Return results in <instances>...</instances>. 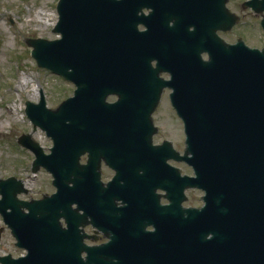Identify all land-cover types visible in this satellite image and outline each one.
Returning a JSON list of instances; mask_svg holds the SVG:
<instances>
[{"label":"flooded vegetation","instance_id":"flooded-vegetation-1","mask_svg":"<svg viewBox=\"0 0 264 264\" xmlns=\"http://www.w3.org/2000/svg\"><path fill=\"white\" fill-rule=\"evenodd\" d=\"M214 1L217 8L226 1L229 9L235 6L242 11L240 15L250 13L255 18L240 16V37L235 41L229 40L235 29L231 34L218 30L224 21L208 30L197 19V0H143L136 36L123 42L114 34L112 71L118 84L102 103L133 106L124 110L136 109L140 115L154 106L150 126L135 138L126 132L127 140L114 135L102 139L100 135L109 134L98 131L94 147L85 151L78 164L63 165L58 195L49 181L51 193L33 198L28 192L23 201L41 211L32 227L35 236L46 240L43 247L33 250L35 256L28 264H242L240 259H228V238L234 233L230 225L239 213L230 217L228 196L218 197L198 178L196 168L183 160L184 127L173 107L180 101L191 104L180 99L179 93L185 73L196 65L198 51L212 46V52L206 50L200 56L210 63L214 50L222 49L220 39L234 44L240 38L247 47L264 52V0ZM111 7L116 30L130 29L134 19L127 3L114 2ZM214 31L219 41L210 45ZM250 37L257 41L255 45ZM254 63L263 72L256 78L257 95H264V55ZM164 108L170 113L165 114L166 120L172 116L180 131L173 127V119L168 120L171 129L159 122ZM97 119L107 121L106 116L93 120ZM84 135L89 134L71 135L67 144H79ZM13 248L14 252L0 256V264H26L20 260L28 251L15 243Z\"/></svg>","mask_w":264,"mask_h":264},{"label":"water","instance_id":"water-1","mask_svg":"<svg viewBox=\"0 0 264 264\" xmlns=\"http://www.w3.org/2000/svg\"><path fill=\"white\" fill-rule=\"evenodd\" d=\"M113 2L114 0H61L58 6L60 22L55 32L62 34L65 40L52 43L45 40L29 41L34 49L32 56L40 67L69 79L77 87L75 97L64 102L56 111L48 110L44 99L39 106L27 104V115L35 129L40 127L55 139L51 157H45L39 145L32 142L30 137L20 140L23 146L38 154L36 166H43L53 174L60 192L63 165L67 162L78 164L85 151L94 147L98 131L109 134L108 137L99 136L106 140L113 138V135L117 139L127 140L126 132L138 131V111L134 109L127 114L124 110L125 107L131 109L133 106L121 104L108 107L102 103L107 95L114 93L112 89L117 86L118 81L112 71L114 55L111 45L105 47L106 52L103 49L100 51L103 69L95 66L99 44L111 41L116 32L117 40H124L123 42L135 37L137 23L140 21L138 12L142 9L143 0H128L127 6L133 13L134 22L130 29L118 30L111 13L112 7L110 8ZM78 4L91 6V9L86 13ZM197 4L199 8V0ZM76 7L83 18L74 22ZM198 12L203 17L197 15V19L204 18L210 25L212 19L205 18L201 9ZM235 23L236 20L230 15L229 28ZM222 51L223 61L219 60L215 64L202 63L197 56L192 75L189 74L190 79L180 93L182 99L192 103L181 105L179 110L186 119V126L192 130L198 168L209 178L212 189L217 190L216 195L228 191L230 197H240L239 219L230 226L234 233L229 228L228 259H240L242 264H264V99L263 95H257L256 81L258 76L262 77L263 72L251 62L259 56L246 54L249 57L246 60L240 54V44L224 46ZM88 91L92 92V96L86 95ZM153 107H149L147 114H142L147 118L142 122L143 129L150 126L149 118ZM96 116H106L107 121H94ZM101 124L106 127L100 128ZM78 132H88L89 135H84L81 139L85 140L79 144L68 145L67 140L71 135L79 138ZM226 164L228 170L225 168L227 173H224L222 168ZM0 189L4 195L0 213L6 214L4 205L14 210L19 209L20 212L21 204L16 196L22 190H17L14 180L0 181ZM34 214H41V211L34 209ZM6 222L14 225L11 227L19 241L26 238V248L32 259L35 256L33 250L43 245L31 244L30 226L21 223L16 213L7 216Z\"/></svg>","mask_w":264,"mask_h":264},{"label":"rangeland","instance_id":"rangeland-1","mask_svg":"<svg viewBox=\"0 0 264 264\" xmlns=\"http://www.w3.org/2000/svg\"><path fill=\"white\" fill-rule=\"evenodd\" d=\"M58 1L0 0V178L16 177L22 180L33 198L51 193L47 186L50 177L42 174L44 170L40 174L37 173L38 175L32 173V162L35 157L28 150L19 147L18 140L23 135H31L46 153L52 147V140L40 129L33 131V125L26 115V103H39L41 89H44L48 107L57 109L68 96L72 95L73 88L71 86L68 88L61 79L39 68L31 57L32 49L27 47L25 40L60 38L54 32L59 20ZM230 9L241 17L255 19L250 13L246 16L240 15L242 11L235 6ZM239 36L240 27L235 31V35L229 36V40L235 41ZM250 39L253 41L252 45L257 43L251 37ZM23 81L28 83V87L24 92H16V87ZM67 88L69 92L65 90ZM162 114L164 115L160 117L159 122L171 129L172 125L168 120H172L173 117L166 120L165 114H170L166 108ZM172 121L173 127L180 131V125L174 119ZM172 132L173 138L178 140V134ZM0 230L2 256L14 252L15 240L1 215Z\"/></svg>","mask_w":264,"mask_h":264},{"label":"bare ground","instance_id":"bare-ground-1","mask_svg":"<svg viewBox=\"0 0 264 264\" xmlns=\"http://www.w3.org/2000/svg\"><path fill=\"white\" fill-rule=\"evenodd\" d=\"M41 15V14H40ZM30 79H26V81H29ZM28 87V83H24V81L23 82H21V83H19V85L16 87V92H19V91H22V92H24L25 91V89ZM20 89V90H19ZM22 89V90H21Z\"/></svg>","mask_w":264,"mask_h":264}]
</instances>
